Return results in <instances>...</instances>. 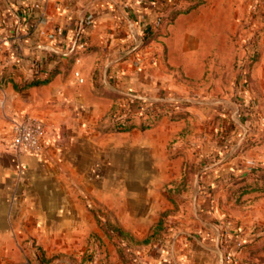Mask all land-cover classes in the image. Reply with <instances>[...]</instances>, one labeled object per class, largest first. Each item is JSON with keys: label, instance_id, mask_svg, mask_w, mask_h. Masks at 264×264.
Returning <instances> with one entry per match:
<instances>
[{"label": "crops", "instance_id": "crops-1", "mask_svg": "<svg viewBox=\"0 0 264 264\" xmlns=\"http://www.w3.org/2000/svg\"><path fill=\"white\" fill-rule=\"evenodd\" d=\"M137 1L0 0V264L106 256L110 249L90 243L106 236L98 220L124 230L151 223L158 208L128 203L129 193L174 175L175 154L165 149L176 125L162 117L142 131L134 117V128L117 132L112 116L137 107L135 99L210 95L212 75L224 80V48L236 49L233 112L246 120L223 171L264 165V0ZM55 27L62 34L51 40ZM33 78L39 83L15 86ZM184 110V121L200 123L206 136L209 113L224 116V98ZM24 114L41 120L44 140L58 148L41 157L14 151L10 124ZM259 223L262 231L249 229ZM248 224L246 239L264 245V201Z\"/></svg>", "mask_w": 264, "mask_h": 264}, {"label": "rangeland", "instance_id": "rangeland-1", "mask_svg": "<svg viewBox=\"0 0 264 264\" xmlns=\"http://www.w3.org/2000/svg\"><path fill=\"white\" fill-rule=\"evenodd\" d=\"M242 51L244 56L252 54L244 47ZM235 52L233 48L223 49L224 80L216 84L219 75H212V83L208 82L210 95L144 98L145 102L135 99L137 107L113 114L112 129L117 132L134 128L129 124L134 117H138L142 131L153 128L162 117L174 123L176 134L165 150L172 153L170 156L175 154V173H166L149 184L150 191L129 193L128 203L158 208L151 223L131 224L124 230L98 220L97 226L106 236L90 243L96 249H110V254L69 256L62 264H264L263 242L246 239L249 219L255 211L263 210L264 165L247 163L239 172H224L222 168L225 160L237 152L238 137L243 132L239 122L246 120L244 112L239 118L233 112L237 97L232 87L235 90L240 75ZM211 71L216 73L215 66ZM33 72L39 73V68L34 67ZM15 85L23 88L22 83ZM220 97L224 98V116L209 113L212 122L204 130L206 136L200 132V123L184 121V109L191 102L215 105ZM253 144L243 142L241 147ZM134 195L139 198L132 199ZM262 227V223L251 224L249 229ZM227 253L233 260L226 261ZM48 260L46 264H55L53 259Z\"/></svg>", "mask_w": 264, "mask_h": 264}, {"label": "built area", "instance_id": "built-area-1", "mask_svg": "<svg viewBox=\"0 0 264 264\" xmlns=\"http://www.w3.org/2000/svg\"><path fill=\"white\" fill-rule=\"evenodd\" d=\"M136 4L138 6H143V7L147 6V4L144 3L142 0H138ZM160 20L161 19H157L156 26L160 23ZM91 21H92L91 18L88 17L85 20V24L87 26H90ZM129 23L131 25L132 21L130 20ZM61 34H62V29L59 27H55L52 33L48 35V38L52 40L54 36ZM141 34H143V32ZM126 38L132 40V35L130 32L127 34ZM74 76L77 78L78 82H81V79L78 77V73L74 72ZM141 100L145 102L144 99ZM141 109L142 107L138 110V112H140ZM10 133H11L10 147L17 152H25L36 157H41L47 146H51L53 148H58L59 146V141L57 140L51 143L46 142L44 140L46 133L45 124L41 120L26 114L21 115L20 117H17L16 119H13L11 121ZM225 259L226 261L233 260L232 254L227 253Z\"/></svg>", "mask_w": 264, "mask_h": 264}, {"label": "trees", "instance_id": "trees-1", "mask_svg": "<svg viewBox=\"0 0 264 264\" xmlns=\"http://www.w3.org/2000/svg\"><path fill=\"white\" fill-rule=\"evenodd\" d=\"M35 66H37V65H35ZM39 82L35 79V78H33L29 83H25V84H23L22 86L23 87H26V86H30V85H36V84H38ZM16 86V85H15Z\"/></svg>", "mask_w": 264, "mask_h": 264}]
</instances>
